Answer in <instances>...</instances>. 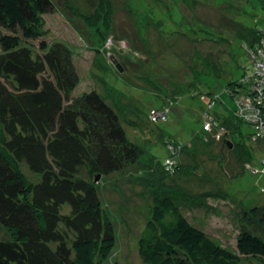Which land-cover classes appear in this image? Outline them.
I'll list each match as a JSON object with an SVG mask.
<instances>
[{"label": "trees", "instance_id": "trees-1", "mask_svg": "<svg viewBox=\"0 0 264 264\" xmlns=\"http://www.w3.org/2000/svg\"><path fill=\"white\" fill-rule=\"evenodd\" d=\"M100 1L106 4L110 0ZM72 2L76 3L75 0L65 3L74 7ZM88 2L92 4V0ZM183 2L187 4V0L180 3ZM168 4L158 7L168 14L171 13ZM106 7L109 12L113 10L108 4ZM55 8L53 0H0V264H102L116 244L96 181L101 175L137 164V168L147 165L146 172L156 171L158 165L168 169V173H173L174 166L179 167L172 157L176 141H161L160 145H165L161 147L163 155L146 150L128 136L114 106L120 95L134 99L137 106L142 102L139 98L150 94L158 98V94L130 85L131 91L139 95H129L128 82L117 78L113 71L108 72L106 80L102 79L106 83V96L96 88L80 94L73 92L80 74L72 51L64 42L45 40L48 29L43 16ZM177 9L184 20L181 6L177 5ZM146 16L153 20L158 35L169 48L168 53L174 48V34L186 36L189 49L186 46L188 50L174 52L170 58L180 56L181 66L192 61L191 73L196 77L178 81L175 86L179 89L165 94H170L168 102L172 105L164 108L165 117L158 118L154 127L145 132H158L161 138L163 131L157 127L158 123L169 121L177 102L191 107L193 98L199 105L196 111L199 127L181 144L189 143L199 133L206 135L209 124L219 128L224 125L231 133L230 138H224L225 143L238 150L239 158L242 155L247 158H243L241 167L253 171L251 161L257 155L264 169V107L255 104L258 90L251 87L254 89L259 77L251 76L255 74L252 62L250 68L243 66V73L235 78L225 67L232 62L238 65L237 55L230 48L232 37L221 34V30L193 36L192 27L184 31L163 30L162 20L155 19L150 12ZM145 24L142 22V27ZM243 28L250 27L243 25ZM250 29L264 30L256 24ZM200 40L217 44L225 41L228 46L224 53L228 57L221 53L220 57L207 59L196 44ZM250 42L244 43L247 55L255 45ZM141 48L146 59L150 48L145 43ZM158 55H152L150 61ZM174 63L163 67L173 69ZM177 71L175 68L174 72ZM150 84L151 88L156 87L155 82ZM222 94L231 100L238 99L242 108L251 100L252 109L239 111L236 101L229 113H213L211 108L226 105ZM151 107L153 111L159 106L150 103L146 114ZM246 125L252 131L245 132ZM142 158L149 164L142 162ZM83 170L88 177L81 175ZM139 177L144 179L146 175ZM170 185L158 182L151 190L150 214L137 241L144 264H264V204L244 206L241 214L244 222L236 235V249L232 250L185 214L203 207L207 203L205 196L221 195L216 191L189 194Z\"/></svg>", "mask_w": 264, "mask_h": 264}, {"label": "rangeland", "instance_id": "rangeland-1", "mask_svg": "<svg viewBox=\"0 0 264 264\" xmlns=\"http://www.w3.org/2000/svg\"><path fill=\"white\" fill-rule=\"evenodd\" d=\"M53 1L55 10L43 16L45 29H48L45 40L49 43L64 42L72 51L80 74L79 82L73 92L80 94L96 88L105 95L106 83L103 84L102 79L106 80L108 72H116L117 78H123L128 82L129 86L126 90L129 95L130 93L136 97L139 95L131 91L130 85L143 87L148 92L158 94V98H153L154 95L151 94L149 97L139 98L142 102L137 106L134 99L129 100L123 95L114 102L128 136L139 141L146 150H155L158 155L165 153L161 149L165 146L160 145L161 141L163 143L166 140L176 141L173 143L172 157L179 167L174 166L173 173H168V169L162 168V165H158L156 171L153 169L151 172H146L147 165L137 168V164L118 172L101 175L96 181L103 210L112 222L116 244L111 256L102 264H114L116 261L120 264H144L138 251L137 241L140 230L150 214L152 187L158 182L163 185L171 184L176 189L187 191L189 194L202 195L203 192V194L205 192L214 194V191L219 193L221 196L214 198L205 196L207 203L203 204V207H195L185 214L214 239L227 248L235 250L236 235L244 222L242 209L252 204H264V169L258 162L257 155L251 161L253 171L241 167L247 158L243 155L239 158L238 150H234L233 145L225 143L224 138H230L231 133L223 124L220 128L209 124L210 129L206 135L202 136L201 133L194 135L189 143L182 145L181 142L185 143L199 127V121L196 120L198 104L193 98L190 99L191 107L185 102L182 104L177 102L172 108L174 113L172 111L169 114L171 116L169 121L158 123L157 127L163 131L161 138H158V132H145L148 127H154L156 124L154 122H158V118L165 117L164 108L172 105L168 102L170 94L167 96L165 94H168L169 90L170 92L178 90L179 86H175L178 81L187 82L196 77L195 74L192 75L194 69L192 61L187 63L188 70V65L181 66L180 56H175L174 60L170 58L174 52L179 53L189 49L186 36L180 37L181 34H174V48L168 53L169 48L164 45L162 41L164 39L158 35L153 20L146 15L150 12L155 19L162 20L163 30L184 31L186 27H192L195 30L192 32L193 36L205 35V31L219 33L221 30V34L226 33L227 37H232L230 48L237 55L238 65L235 66L232 62L228 65L226 63L225 67L233 77L239 78L244 67L250 68V60H252L246 53L244 43L248 40H251L252 44L255 43L253 51L261 44L264 30H258L259 34L258 31L250 28L255 24L264 28V0H187V4L180 3L181 0H110L106 4L113 7L111 12L108 11L105 3L101 4L100 0H92V4H89L90 0H75L76 3L72 2L74 7H68L66 0ZM163 3H169L171 13L166 14L164 9L162 11L159 8L160 6L164 8ZM177 5L181 6L184 20H181ZM142 22L146 23V26L142 27ZM243 25L250 28H243ZM198 42L196 44L207 59L220 57L221 53L227 51L228 44L225 41L219 44L209 40ZM143 43L151 52L147 53L146 59L145 52L141 48ZM186 46L188 49L185 48ZM208 53L212 56L207 55ZM154 54H159L158 58L156 56L150 61ZM191 54L192 52L190 57ZM261 54L264 57V51ZM223 56L228 57L225 53ZM163 58L166 60L161 62ZM117 63L121 65V70H117L115 65ZM170 63L175 64L179 74L174 72L175 68L163 67ZM261 67L259 72L256 71L251 76L259 77V73L264 72V66ZM151 81L155 82L153 86L156 87L151 88ZM163 96L165 97L162 99ZM222 99L226 105L218 107L213 104L212 106H215L211 108L213 113L217 111L229 113L230 110H234L235 98L231 100L226 94H222ZM150 103L159 107H156L158 109L154 113L151 107L146 114L145 110ZM138 108L142 111H137ZM137 113L140 116H136ZM155 116H157L156 120H154ZM243 130L250 132L252 128L246 125ZM141 160L148 163L145 158ZM81 175L88 177L85 170ZM143 175L146 177L141 179L139 176Z\"/></svg>", "mask_w": 264, "mask_h": 264}, {"label": "built area", "instance_id": "built-area-1", "mask_svg": "<svg viewBox=\"0 0 264 264\" xmlns=\"http://www.w3.org/2000/svg\"><path fill=\"white\" fill-rule=\"evenodd\" d=\"M262 40H261V44L260 45H257L253 51V48L250 50L249 52V55L251 57V62H252V65L255 67V72L256 71H260L262 69L261 66H264V57L263 55L261 54L263 51H264V34L261 36ZM255 46V45H254ZM254 59V60H253ZM254 89H257L258 92V96L256 97V105H261L263 104L262 108L264 107V72L263 73H259V79L258 81L255 82L254 84ZM237 103H238V107L241 108V109H245V110H239V111H246L248 109H252V104H251V100H248L249 102L246 101V105L244 108L241 107L240 105V101L238 99H236ZM259 102V104H258ZM155 110H153L152 112L154 113ZM150 116V115H149ZM264 116H262L263 118ZM156 120L157 116L154 117ZM264 119V118H263ZM261 119V121L263 120ZM264 121V120H263ZM210 127V125H209ZM208 127V128H209ZM210 129V128H209Z\"/></svg>", "mask_w": 264, "mask_h": 264}, {"label": "water", "instance_id": "water-1", "mask_svg": "<svg viewBox=\"0 0 264 264\" xmlns=\"http://www.w3.org/2000/svg\"><path fill=\"white\" fill-rule=\"evenodd\" d=\"M113 61L116 62L115 60H113ZM115 65L118 68V70H121V65L120 64L117 63ZM98 178H99V176L96 177V179H98ZM114 264H120V263L116 261V262H114Z\"/></svg>", "mask_w": 264, "mask_h": 264}, {"label": "bare ground", "instance_id": "bare-ground-1", "mask_svg": "<svg viewBox=\"0 0 264 264\" xmlns=\"http://www.w3.org/2000/svg\"><path fill=\"white\" fill-rule=\"evenodd\" d=\"M251 89H252V90H254V91H256V90H257V89H253L252 87H251Z\"/></svg>", "mask_w": 264, "mask_h": 264}]
</instances>
